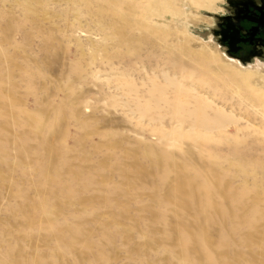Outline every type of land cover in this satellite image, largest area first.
Masks as SVG:
<instances>
[{
  "label": "rangeland",
  "instance_id": "obj_1",
  "mask_svg": "<svg viewBox=\"0 0 264 264\" xmlns=\"http://www.w3.org/2000/svg\"><path fill=\"white\" fill-rule=\"evenodd\" d=\"M222 1L0 0V264H264V62L213 71Z\"/></svg>",
  "mask_w": 264,
  "mask_h": 264
},
{
  "label": "flooded vegetation",
  "instance_id": "obj_2",
  "mask_svg": "<svg viewBox=\"0 0 264 264\" xmlns=\"http://www.w3.org/2000/svg\"><path fill=\"white\" fill-rule=\"evenodd\" d=\"M224 1L212 24L214 41L228 58L264 62V0Z\"/></svg>",
  "mask_w": 264,
  "mask_h": 264
},
{
  "label": "bare ground",
  "instance_id": "obj_3",
  "mask_svg": "<svg viewBox=\"0 0 264 264\" xmlns=\"http://www.w3.org/2000/svg\"><path fill=\"white\" fill-rule=\"evenodd\" d=\"M181 2H182V4H186L190 9H195L196 11H199V9H204V10H207V8L208 7H204V6H202L201 4H199L198 2H196V0H181ZM224 2V0L222 1V3ZM209 3H212L211 1L209 2ZM215 10H216V8H215ZM214 10V11H215ZM222 12H221V10L219 9V11H217L216 13H213V14H211L212 16H215V15H219V14H221ZM187 13H185V14H183L182 15V17L186 20V23H187V21H190V22H195V20L198 18L199 19V21L201 22V21H206L205 19H203V18H201V17H199V16H197L196 14H190V12H189V14H187ZM184 20V21H185ZM214 22H212V23H210L211 24V26H212V24H213ZM191 25V24H190ZM156 31H152V33L154 34ZM210 33H211V30H210ZM151 35V34H150ZM211 35H212V33H211ZM209 37H211V38H209V40L211 41H213L212 43H215V41H214V37H213V35L212 36H210L209 35ZM208 39V38H207ZM209 53H210V55L212 54V55H214L213 57H209L205 52L204 53H202V52H200V53H194L193 54V52H192V54H191V57H193L194 59H196V60H198V61H204L205 60V62H207L208 60H210L209 58H211V59H213V58H220V56H219V54L218 53H216L213 49L212 50H209ZM228 58V57H227ZM229 60H226V64H223V65H217L214 69H213V71L214 72H216V73H222V75H224V76H228L229 78H230V76H232V77H236L237 79H240V80H246V79H248L249 77H251V76H249L248 74H247V71H249V66H250V64H242L241 62H239L238 60L236 61V60H234V59H231V58H228ZM177 183V182H176Z\"/></svg>",
  "mask_w": 264,
  "mask_h": 264
},
{
  "label": "water",
  "instance_id": "obj_4",
  "mask_svg": "<svg viewBox=\"0 0 264 264\" xmlns=\"http://www.w3.org/2000/svg\"><path fill=\"white\" fill-rule=\"evenodd\" d=\"M216 18H218V17L215 15V16H214V21H213L214 23H215ZM211 29H212V28H211ZM211 33H212V35H213V37H214V39H215V35H216V34H215L214 32H212V31H211ZM238 61L241 62L242 64H248V63L250 64V63H253V61L246 62V63H245V62H242L241 60H238Z\"/></svg>",
  "mask_w": 264,
  "mask_h": 264
}]
</instances>
